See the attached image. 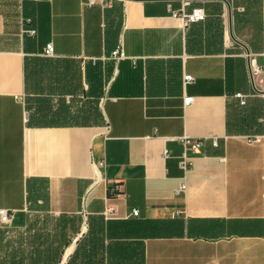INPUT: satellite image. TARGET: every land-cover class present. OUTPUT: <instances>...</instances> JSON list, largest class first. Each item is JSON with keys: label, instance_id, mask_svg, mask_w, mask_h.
Wrapping results in <instances>:
<instances>
[{"label": "crops", "instance_id": "obj_1", "mask_svg": "<svg viewBox=\"0 0 264 264\" xmlns=\"http://www.w3.org/2000/svg\"><path fill=\"white\" fill-rule=\"evenodd\" d=\"M185 3L206 20L185 27L174 16ZM262 7L0 0V209L11 225L25 227L28 186L42 187L51 214L82 219L71 254L100 226L104 251L125 249L128 264L142 251L144 264H264V142H247L264 135V72L251 82L244 48L264 68Z\"/></svg>", "mask_w": 264, "mask_h": 264}, {"label": "trees", "instance_id": "obj_2", "mask_svg": "<svg viewBox=\"0 0 264 264\" xmlns=\"http://www.w3.org/2000/svg\"><path fill=\"white\" fill-rule=\"evenodd\" d=\"M28 194V210H36L41 215L33 221L27 220L25 227L18 230L16 240L5 241L6 255H0V264H60L65 249L80 233L82 219L77 215L51 214L47 188L28 186ZM90 231L89 235L92 234ZM101 231L99 226L93 237L84 235L80 238L66 264H128L121 260L125 249L108 247L104 251L103 238L97 237ZM3 240L0 237V254ZM136 264H144L143 251L141 262L136 261Z\"/></svg>", "mask_w": 264, "mask_h": 264}, {"label": "built area", "instance_id": "obj_3", "mask_svg": "<svg viewBox=\"0 0 264 264\" xmlns=\"http://www.w3.org/2000/svg\"><path fill=\"white\" fill-rule=\"evenodd\" d=\"M34 1H40V0H34ZM103 0H87V4L88 5H96V4H102ZM189 5V3H185L184 6L178 11L174 13L175 17H179L183 20L184 26L188 27L191 24L194 23H199V22H203L206 20L207 14L205 12V10L203 8H193L190 12L187 11L186 7ZM262 11H263V15H264V0H263V7H262ZM30 20L27 19L25 20V23L27 25L30 24ZM25 33L31 36H35L36 35V30L34 29H26ZM45 55L47 56H53L54 55V47L53 45L47 44L45 47ZM111 57L115 60H120L125 58V54L120 47H118L111 55ZM251 64V68H252V72L253 75H257L261 72H264V68H261L259 66H257L255 60H251L250 61ZM193 81V78L190 75H185L184 76V82L188 83ZM236 97L239 99L240 104L244 105L245 104V96L242 94H237ZM184 105L188 106L193 102V97H189V96H185L184 97ZM178 141H180L184 147L191 145L194 148L199 147L200 145H202V142L200 140H193L190 139L188 137H182L177 139ZM247 142L248 143H263L264 142V135H254V136H248L247 137ZM213 144L215 146L218 145L217 140L214 139ZM168 153L167 151L165 152V156H167ZM180 166L184 171H188L191 168V162L189 161V159L187 158L186 154L184 153L183 156L181 157L180 160ZM187 190V185L185 183H183L177 190H176V195H183L186 193ZM114 191V190H113ZM113 194H115V191L113 192ZM132 214L134 216H138L139 211L138 210H133ZM12 217L13 214L5 209H0V224L2 226H6L11 224L12 221Z\"/></svg>", "mask_w": 264, "mask_h": 264}, {"label": "rangeland", "instance_id": "obj_4", "mask_svg": "<svg viewBox=\"0 0 264 264\" xmlns=\"http://www.w3.org/2000/svg\"><path fill=\"white\" fill-rule=\"evenodd\" d=\"M38 215H41L39 212H36V210H29L27 213H26V219L27 220H31L33 221ZM45 217V216H44ZM46 219V218H45ZM50 225H52V222H50ZM20 228H15L13 227L11 224L9 225H6V226H2L0 224V237L3 238V244H1V256H5L6 255V247L5 246V241L6 240H9V239H14L16 240L17 237H18V230ZM73 242L74 240L69 244V246L65 249L66 252H64V259L63 260H66V253H68L69 251H71L73 249ZM66 257V258H65ZM68 260V259H67ZM63 262H61L60 264H62ZM66 264V263H65Z\"/></svg>", "mask_w": 264, "mask_h": 264}, {"label": "water", "instance_id": "obj_5", "mask_svg": "<svg viewBox=\"0 0 264 264\" xmlns=\"http://www.w3.org/2000/svg\"><path fill=\"white\" fill-rule=\"evenodd\" d=\"M236 42H238L237 40H235ZM240 44V43H239ZM245 49H246V52H247V57L249 58V63H248V71H249V76H250V80H251V82L252 83H254V79H253V72H252V68H251V64H250V61H251V59H250V54H249V51H248V49L246 48V47H244ZM254 89L257 91V89L254 87ZM71 254V253H70ZM69 254V255H70ZM69 257V256H68ZM68 257H67V259H68ZM64 259V256L62 257V260ZM65 263L67 262V260H65L64 261ZM64 263V264H65Z\"/></svg>", "mask_w": 264, "mask_h": 264}, {"label": "bare ground", "instance_id": "obj_6", "mask_svg": "<svg viewBox=\"0 0 264 264\" xmlns=\"http://www.w3.org/2000/svg\"><path fill=\"white\" fill-rule=\"evenodd\" d=\"M69 254H70V252H68V255H69ZM65 258H66V257H65ZM64 261H65V260H63V263H62V264H64Z\"/></svg>", "mask_w": 264, "mask_h": 264}]
</instances>
